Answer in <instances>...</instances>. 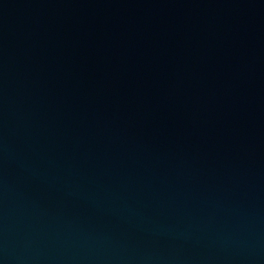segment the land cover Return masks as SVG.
I'll use <instances>...</instances> for the list:
<instances>
[{"label": "water", "instance_id": "95a60500", "mask_svg": "<svg viewBox=\"0 0 264 264\" xmlns=\"http://www.w3.org/2000/svg\"><path fill=\"white\" fill-rule=\"evenodd\" d=\"M0 264H264V0H0Z\"/></svg>", "mask_w": 264, "mask_h": 264}]
</instances>
